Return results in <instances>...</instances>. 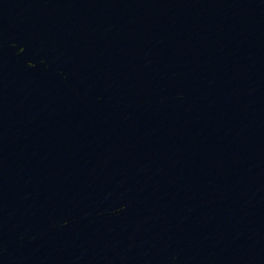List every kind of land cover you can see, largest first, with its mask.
Instances as JSON below:
<instances>
[{
    "label": "water",
    "instance_id": "1",
    "mask_svg": "<svg viewBox=\"0 0 264 264\" xmlns=\"http://www.w3.org/2000/svg\"><path fill=\"white\" fill-rule=\"evenodd\" d=\"M0 264H264V0H0Z\"/></svg>",
    "mask_w": 264,
    "mask_h": 264
}]
</instances>
